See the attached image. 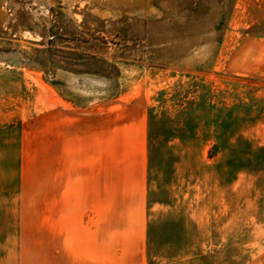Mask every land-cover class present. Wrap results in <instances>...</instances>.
<instances>
[{
	"label": "rangeland",
	"instance_id": "374dc122",
	"mask_svg": "<svg viewBox=\"0 0 264 264\" xmlns=\"http://www.w3.org/2000/svg\"><path fill=\"white\" fill-rule=\"evenodd\" d=\"M0 264H264V0H0Z\"/></svg>",
	"mask_w": 264,
	"mask_h": 264
}]
</instances>
